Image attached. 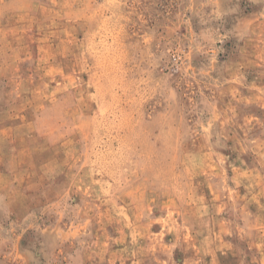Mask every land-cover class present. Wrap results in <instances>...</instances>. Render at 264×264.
I'll list each match as a JSON object with an SVG mask.
<instances>
[{
    "label": "rangeland",
    "instance_id": "rangeland-1",
    "mask_svg": "<svg viewBox=\"0 0 264 264\" xmlns=\"http://www.w3.org/2000/svg\"><path fill=\"white\" fill-rule=\"evenodd\" d=\"M260 81L264 0H0V264H264Z\"/></svg>",
    "mask_w": 264,
    "mask_h": 264
},
{
    "label": "crops",
    "instance_id": "crops-1",
    "mask_svg": "<svg viewBox=\"0 0 264 264\" xmlns=\"http://www.w3.org/2000/svg\"><path fill=\"white\" fill-rule=\"evenodd\" d=\"M245 59H247V57H246ZM260 79H262L261 76H260ZM262 80H263V79H262ZM260 84H261L262 86H264V82H263V81H260ZM254 86H257V85H255V83H254L253 81H251L250 84H247V88H254ZM255 90H256V89H250V91H248V89H247V92H254V93H255Z\"/></svg>",
    "mask_w": 264,
    "mask_h": 264
}]
</instances>
